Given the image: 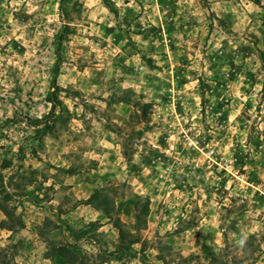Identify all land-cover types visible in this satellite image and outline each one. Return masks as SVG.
<instances>
[{
  "label": "rangeland",
  "instance_id": "374dc122",
  "mask_svg": "<svg viewBox=\"0 0 264 264\" xmlns=\"http://www.w3.org/2000/svg\"><path fill=\"white\" fill-rule=\"evenodd\" d=\"M0 251L264 264V0H0Z\"/></svg>",
  "mask_w": 264,
  "mask_h": 264
},
{
  "label": "trees",
  "instance_id": "16d2710c",
  "mask_svg": "<svg viewBox=\"0 0 264 264\" xmlns=\"http://www.w3.org/2000/svg\"><path fill=\"white\" fill-rule=\"evenodd\" d=\"M55 85V84H54ZM54 87H56V85L54 86ZM54 101H55V98H54ZM54 101H52V103H51V108H55V106H56V104H55V102ZM49 128L50 127H47V130H49ZM10 165H6L5 166V168L7 167H9ZM91 199L93 200V199H96V194H93V195H91ZM96 201H97V199H96ZM125 246V245H124ZM128 246H125V248H127ZM57 248H60V250H64L63 248L64 247H57ZM128 249V248H127ZM62 258H64V259H66V260H69V259H67L68 257H66L64 254H61L60 255ZM0 264H9V259L7 258L6 259V256H5V252H2V251H0Z\"/></svg>",
  "mask_w": 264,
  "mask_h": 264
},
{
  "label": "built area",
  "instance_id": "2783aa9c",
  "mask_svg": "<svg viewBox=\"0 0 264 264\" xmlns=\"http://www.w3.org/2000/svg\"><path fill=\"white\" fill-rule=\"evenodd\" d=\"M192 143H195V142H192ZM212 153H213V150L210 151V154H212Z\"/></svg>",
  "mask_w": 264,
  "mask_h": 264
}]
</instances>
